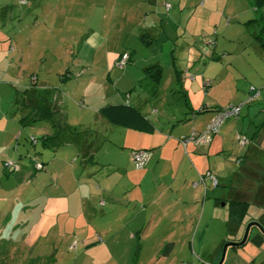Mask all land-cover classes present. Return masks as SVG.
I'll list each match as a JSON object with an SVG mask.
<instances>
[{"label": "rangeland", "instance_id": "obj_1", "mask_svg": "<svg viewBox=\"0 0 264 264\" xmlns=\"http://www.w3.org/2000/svg\"><path fill=\"white\" fill-rule=\"evenodd\" d=\"M263 26L264 0L258 5L255 0H0V264H73L78 257L74 264H218L225 247L222 264H264V237L260 247L250 242L264 234V156L247 158L250 149H259L254 135L264 129V118L257 125L264 109L250 114L256 122L251 132L246 125L239 135L226 134L224 147L210 157L201 175L210 173L218 186L213 188L208 179L200 183L207 190L203 214L200 207L186 224L175 218L177 233L190 223L183 237L164 240L150 232L132 242L118 238L122 243L113 245L123 257L111 259L98 247L105 241L104 228H114L117 216L85 224L74 183L85 173L80 155L86 142L94 146L89 156L98 162L96 169L106 172L111 166L133 178L139 173L129 159L136 150L132 139L126 140L118 126L106 131L94 111L105 102L100 98L107 104L145 105L144 113L156 108L162 118H181L187 111L178 91L181 83L169 85L166 68L158 94L151 96L139 81L145 61L148 66L153 60L169 64L172 77H203L205 86L218 76L210 97L219 101L236 94L238 70L262 81L251 83V96L261 92L260 99L225 124L262 105L264 53L255 36H261ZM254 53L257 64L251 59ZM123 54L129 59L119 68ZM170 86L173 90L167 91ZM146 96L153 99L148 103ZM238 136L249 143L240 146ZM155 177L150 174L142 183L145 199L156 195ZM129 193L139 197L137 188ZM229 199L250 204L241 222L229 217ZM170 204L180 210L175 199ZM160 224L152 230L172 228ZM248 226V243L232 246L241 242ZM167 243L172 244L169 251Z\"/></svg>", "mask_w": 264, "mask_h": 264}, {"label": "crops", "instance_id": "obj_2", "mask_svg": "<svg viewBox=\"0 0 264 264\" xmlns=\"http://www.w3.org/2000/svg\"><path fill=\"white\" fill-rule=\"evenodd\" d=\"M251 59L254 61V64H257L256 53L251 56ZM148 65L149 64H146V61L143 66L141 65V69L146 77L142 76L139 81L142 80L145 83L142 85H145L147 89L149 88L151 96L154 94L157 95L162 77H160V80L157 83L153 82L144 71L145 68L149 67ZM150 66L160 65L153 60ZM164 68L167 70V83L169 85L173 86L177 82L181 83L178 91L182 94V96H185L184 108L187 111L182 113L181 118H176L174 114L162 118L158 116L156 108H152L149 113H144V109L146 107L145 105H143L142 108L141 106H139L140 108H137L151 124L153 131L151 133H144L122 128V135L126 140L132 139V147L134 149L146 150L149 152V158L146 165L143 169L139 170V173H136L137 175L134 176L135 178H133L127 171H123L120 174V172L113 170L111 166L107 168L106 172L100 171L98 168L96 169L98 162L94 161V157L89 156L90 151L94 149V146L89 145L88 142L85 143L86 152H84L83 155H80L81 165L85 169V171H83L85 173L76 178L74 182L76 189L80 191L79 213L81 214L79 217L83 218V222H85V224L90 225L94 224L97 219L101 220V218L112 215L117 216L114 228L111 229L110 226L108 228H104L105 241L103 243L100 242L101 245L98 247V249H106V253H108L111 259H116V261L117 259L121 260L123 257V253L114 248L113 245L115 243H122L117 240L118 238L127 239L132 242L135 236L139 235V237L142 236L146 238L150 232V234H155L157 237H164V240H172L176 236L183 237L187 235L190 231V223H187V225L184 226V229L182 228L181 231L177 233L176 229L178 227L176 228L173 226L176 223L175 218L178 216L181 217L180 222H185L186 224V221L188 222L195 218V215L198 214L200 207L203 214V211L207 206V202L205 201L207 197V190L206 185L204 191L200 188L198 178L204 176L201 175V173L205 167L210 165V157L216 155L219 149L224 147L226 134H233V132L237 131V135H239L242 133L241 131L245 129L246 125V132H251V126H253V123L256 122H252L250 120V114L252 111H255V109H264V98H262V105L254 106L253 109L247 108L245 110L244 119L237 120L236 122L233 121V124L232 121L225 124L227 120L232 118L227 119L219 129L218 133L220 135H215L209 144L195 145L189 143L183 147L179 144V139L187 137L192 132L200 133L204 124L210 121L216 110L227 106H238L244 103L248 97H251L253 94L250 91L253 87L251 83L259 85L262 81L256 82L249 78L248 73H243L238 70V82L234 85L236 94L228 100L219 101L210 97V92L214 90L213 88L217 84L218 76L214 77L213 80L207 81L208 85L205 86L206 81L203 77L200 79L199 77L193 76V80H191L190 76L187 77V73H182L181 77L179 75L176 76V71L175 77H172L169 64H167V66H160L161 76ZM172 86H170L167 91L173 90ZM203 88H207L206 90L209 89L206 95H202L201 93ZM191 93L193 94V98H190ZM260 97L261 92L258 94V97L256 96L253 99L257 98L256 100H259ZM105 99L106 98H100V101H105L102 102L105 104L99 103V105L95 107L94 111L101 118V123L105 127L106 131H112L113 125L109 124L108 121L101 116L99 112L100 109L109 105L131 104H107ZM118 99L122 101V96L118 95ZM139 99L144 100V95L143 98H140L139 95ZM152 99L153 97H145V101H148V103ZM156 100H162V98L157 96ZM156 103L157 101H154L151 106ZM163 104L165 103L163 102ZM244 107L245 105L242 106V108ZM242 108L240 109L239 115L243 110ZM201 114L204 115L200 116ZM257 117L258 125V122L264 118V115H258ZM173 121L179 124L176 126L172 125ZM254 127H256V125ZM255 135L254 139L258 142L259 149L254 147L250 149L247 153V158L249 159L251 156V159L258 160L257 157L259 158L261 155L264 156V129L262 128L257 136ZM87 159L90 160L88 161ZM129 159L131 158L129 157ZM73 162L74 164L77 162V157L73 159ZM87 164H94L95 168H89ZM248 170L249 169L243 168V172L247 176H249ZM158 171L159 174H157ZM262 172L264 173V170ZM150 174L157 176L154 178V189H157V192L152 198L145 199L142 191V183L147 180ZM121 182L122 184L119 185ZM119 186H121V189L120 192H117L116 188ZM135 188L139 189V197L131 198L129 196L130 189L133 190ZM235 191L237 190H234V193ZM242 191L244 190L242 189ZM169 199L172 200L169 201ZM174 199L182 206H180V210L178 208H170L172 206L170 202L174 201ZM230 200L232 199H229L228 201ZM98 207L101 209H97ZM155 209L156 211H154ZM168 209L172 210H169L166 215V211ZM156 222L157 224L161 223L160 225H172L170 226L172 227V230L165 229L155 232V230H152V227H154ZM97 232L98 231H94V233ZM90 236L91 235L89 233L86 234L82 242L84 243L89 240ZM99 237L101 236L99 235ZM171 248L172 244L167 243V251ZM155 255L153 257H155ZM78 259H80V257L75 259L74 263Z\"/></svg>", "mask_w": 264, "mask_h": 264}, {"label": "trees", "instance_id": "obj_3", "mask_svg": "<svg viewBox=\"0 0 264 264\" xmlns=\"http://www.w3.org/2000/svg\"><path fill=\"white\" fill-rule=\"evenodd\" d=\"M260 0H255V4L258 5ZM261 36H255L259 47L264 53V26L260 30ZM146 75L155 83L160 80L161 69L160 66H149L145 68ZM46 108V107H45ZM47 109V108H46ZM49 110V109H48ZM47 110V112H49ZM100 114L105 118L109 124L113 126H118L121 128L130 129L133 131L151 133L153 128L148 122L146 117L142 115L139 110L131 105L119 104V105H109L100 109ZM229 204V217L236 220L242 221L249 211L250 204L242 200H230ZM264 234H257L250 242L254 246L259 247L263 243ZM249 239L239 245L238 247H244L248 243Z\"/></svg>", "mask_w": 264, "mask_h": 264}, {"label": "built area", "instance_id": "obj_4", "mask_svg": "<svg viewBox=\"0 0 264 264\" xmlns=\"http://www.w3.org/2000/svg\"><path fill=\"white\" fill-rule=\"evenodd\" d=\"M128 57L126 54L122 55V57L117 61V66L121 68L123 65H125ZM191 80H193V77H190ZM251 92H255L254 88H251ZM258 93V92H257ZM257 95L248 97V99L238 106H227L225 108H221L215 111L213 117L210 119V121L207 123V125L204 128L203 132L195 133L192 132L187 137L181 138L178 140L179 144L183 147H185L187 144H209L211 139L218 134L219 129L221 125L230 118H237L240 112V109L242 106L248 104L253 100L254 97ZM237 142L240 146H246L249 141L244 136H238ZM149 158V153L146 150H135L131 152V161L134 165V167L137 170H141L146 165ZM210 180L212 187H217L218 181L217 179L211 175L210 173L205 174L204 176H201L199 179V183H204L205 180ZM71 248V247H70Z\"/></svg>", "mask_w": 264, "mask_h": 264}, {"label": "water", "instance_id": "obj_5", "mask_svg": "<svg viewBox=\"0 0 264 264\" xmlns=\"http://www.w3.org/2000/svg\"><path fill=\"white\" fill-rule=\"evenodd\" d=\"M250 226H251V225H250ZM250 226H248V227L246 228L245 233H244V236H243L241 242L236 243V244H232V246H239V245L243 244V243L246 241V239H247V233H248V230H249V227H250ZM225 249H226V247L223 249V252H222V255H221V258H220V261L218 262V264H222V263H223V260H224V254H225Z\"/></svg>", "mask_w": 264, "mask_h": 264}]
</instances>
